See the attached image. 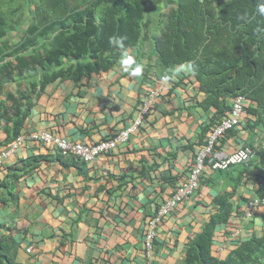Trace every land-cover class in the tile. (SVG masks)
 Instances as JSON below:
<instances>
[{
    "label": "crops",
    "instance_id": "obj_1",
    "mask_svg": "<svg viewBox=\"0 0 264 264\" xmlns=\"http://www.w3.org/2000/svg\"><path fill=\"white\" fill-rule=\"evenodd\" d=\"M209 1L216 6L217 0ZM162 11H150L146 37L129 48L144 65L140 76L125 72L118 60L107 72L80 82L58 78L44 88L41 78L17 73L0 91L1 153L15 139L17 108L29 109L20 133L26 137L49 131L93 145L129 127L142 99L166 79L140 131L92 163L30 138L0 160V264H145L147 221L189 177L207 135L229 113L219 116L216 107L205 105L209 95L200 89L192 64L166 65L155 52ZM232 101L226 99L229 106ZM249 105L254 107L247 100L240 126L219 148L231 153L249 146L255 155L229 171L206 169L191 198L160 225L153 264H186L191 242L224 211L227 221L216 225L212 238L215 257L225 259L240 242L264 234V208L245 218L247 202L264 190V126L256 125Z\"/></svg>",
    "mask_w": 264,
    "mask_h": 264
},
{
    "label": "trees",
    "instance_id": "obj_2",
    "mask_svg": "<svg viewBox=\"0 0 264 264\" xmlns=\"http://www.w3.org/2000/svg\"><path fill=\"white\" fill-rule=\"evenodd\" d=\"M0 91L14 74L29 72L41 78V88L58 78L75 82L111 70L120 49L108 43L110 36L125 37L128 48L138 46L152 26L150 11L161 0H1ZM156 27L160 35L154 49L166 65L190 63L200 89L209 95L207 105L219 116L230 112L226 99L242 95L256 125L264 126V17L256 12L257 0H165ZM7 4L8 11L2 10ZM28 9L22 25L20 9ZM17 43L6 41L15 31ZM12 59L13 61H11ZM33 87L37 86L33 82ZM223 99L219 102V99ZM30 106V104H29ZM28 106V107H29ZM15 138L20 135L29 109H16ZM264 166V152L260 155ZM264 189V186H263ZM214 217L188 247L186 264H264V234L253 236L225 259L212 254L216 225L227 221Z\"/></svg>",
    "mask_w": 264,
    "mask_h": 264
},
{
    "label": "built area",
    "instance_id": "obj_3",
    "mask_svg": "<svg viewBox=\"0 0 264 264\" xmlns=\"http://www.w3.org/2000/svg\"><path fill=\"white\" fill-rule=\"evenodd\" d=\"M166 79L163 77L156 88L149 90L142 99L136 118L129 127L123 129L97 144L88 145L76 143L54 135L49 131L33 133L26 137L23 134L17 136L9 146L0 153V160L12 156L20 147L24 146L27 138L54 147L60 154L73 156L84 163H92L99 157L116 151L126 144L130 137L140 131L144 122L150 115L156 102L161 98ZM247 112V99L239 95L232 101L231 110L207 135L205 144L198 150L189 177L179 185L171 197L161 204L155 213L149 218L144 234L143 250L145 264H153L156 239L160 225L177 207L186 203L195 191L200 187L202 177L206 169L213 171H229L231 168L248 163L255 151L246 146L231 153L219 148L220 140L229 132L240 126ZM258 208H264V190L261 197L250 200L246 204L245 218L251 219ZM240 229L233 236L239 234ZM93 264H101L94 262Z\"/></svg>",
    "mask_w": 264,
    "mask_h": 264
},
{
    "label": "clouds",
    "instance_id": "obj_4",
    "mask_svg": "<svg viewBox=\"0 0 264 264\" xmlns=\"http://www.w3.org/2000/svg\"><path fill=\"white\" fill-rule=\"evenodd\" d=\"M255 12L259 17H264V0H257ZM125 39V37L113 35L108 38V43L113 48L120 49L119 64L122 69L131 76H140L144 71V65L137 62L130 54V49L124 43Z\"/></svg>",
    "mask_w": 264,
    "mask_h": 264
},
{
    "label": "rangeland",
    "instance_id": "obj_5",
    "mask_svg": "<svg viewBox=\"0 0 264 264\" xmlns=\"http://www.w3.org/2000/svg\"><path fill=\"white\" fill-rule=\"evenodd\" d=\"M2 4V1L0 0V5ZM154 9H164V6H163V3L162 2H156L155 6L152 8V10ZM2 10L3 11H8V6L7 4H4L2 5ZM21 11L18 13L19 16H21V20L23 21L22 22V25H26L27 22V18H28V9L27 7L24 8V9H20ZM22 35L23 33L21 31H15L13 33H11L10 35L7 36V39L6 41L9 42V43H16V42H19L22 38Z\"/></svg>",
    "mask_w": 264,
    "mask_h": 264
}]
</instances>
